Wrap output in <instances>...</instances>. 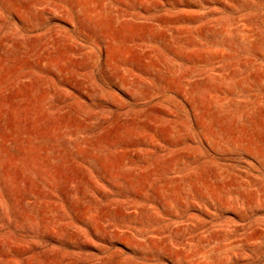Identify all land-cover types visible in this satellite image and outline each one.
I'll use <instances>...</instances> for the list:
<instances>
[{"label": "rangeland", "instance_id": "1", "mask_svg": "<svg viewBox=\"0 0 264 264\" xmlns=\"http://www.w3.org/2000/svg\"><path fill=\"white\" fill-rule=\"evenodd\" d=\"M0 264H264V0H0Z\"/></svg>", "mask_w": 264, "mask_h": 264}]
</instances>
